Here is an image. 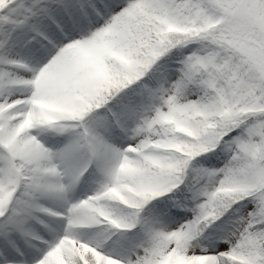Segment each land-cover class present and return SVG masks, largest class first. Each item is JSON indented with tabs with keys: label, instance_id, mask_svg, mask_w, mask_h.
I'll use <instances>...</instances> for the list:
<instances>
[{
	"label": "snow or ice",
	"instance_id": "6c2138e0",
	"mask_svg": "<svg viewBox=\"0 0 264 264\" xmlns=\"http://www.w3.org/2000/svg\"><path fill=\"white\" fill-rule=\"evenodd\" d=\"M0 264H264V0H0Z\"/></svg>",
	"mask_w": 264,
	"mask_h": 264
}]
</instances>
